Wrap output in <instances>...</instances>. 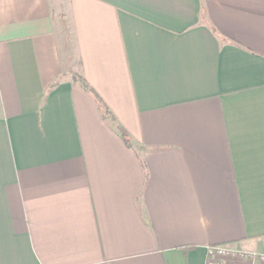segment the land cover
<instances>
[{
	"label": "crops",
	"instance_id": "crops-1",
	"mask_svg": "<svg viewBox=\"0 0 264 264\" xmlns=\"http://www.w3.org/2000/svg\"><path fill=\"white\" fill-rule=\"evenodd\" d=\"M212 245L264 253V0H0V264Z\"/></svg>",
	"mask_w": 264,
	"mask_h": 264
},
{
	"label": "built area",
	"instance_id": "built-area-1",
	"mask_svg": "<svg viewBox=\"0 0 264 264\" xmlns=\"http://www.w3.org/2000/svg\"><path fill=\"white\" fill-rule=\"evenodd\" d=\"M204 264H264V253L245 252L225 245L206 248Z\"/></svg>",
	"mask_w": 264,
	"mask_h": 264
},
{
	"label": "rangeland",
	"instance_id": "rangeland-1",
	"mask_svg": "<svg viewBox=\"0 0 264 264\" xmlns=\"http://www.w3.org/2000/svg\"><path fill=\"white\" fill-rule=\"evenodd\" d=\"M65 1L63 2V4L65 5ZM54 8V7H53ZM56 8V7H55ZM57 11V10H56ZM59 13V12H57ZM57 13H55L53 15V21H54V24L56 26H59L61 31V38H60V45L62 46L63 48V51H64V47L66 45V43H64V40L67 41V45L69 47V50L71 48V54H70V51H69V54L70 55H65V53H63L64 57H67V61L69 62L70 65H72L71 69L73 68L75 71H77L78 67H77V64H76V57L74 55V48L72 46V39H71V25H70V20H69V15H68V12L67 10H63V14L60 15L61 17V21L58 19V15ZM61 23V24H60ZM64 45V47H63ZM66 52H67V49H66Z\"/></svg>",
	"mask_w": 264,
	"mask_h": 264
},
{
	"label": "trees",
	"instance_id": "trees-1",
	"mask_svg": "<svg viewBox=\"0 0 264 264\" xmlns=\"http://www.w3.org/2000/svg\"><path fill=\"white\" fill-rule=\"evenodd\" d=\"M79 62L80 61H78V63ZM71 75H72L73 82H77L84 90H86L87 92H91L92 94H94L93 91H92V89L88 86V84L86 83V81L84 80V78L82 77V75L80 74V71H76V72L72 71L71 72ZM94 96L97 99V102L101 106V108L104 109V112L107 113L108 111H107L106 107L104 106V104L101 102V100L96 95H94Z\"/></svg>",
	"mask_w": 264,
	"mask_h": 264
}]
</instances>
